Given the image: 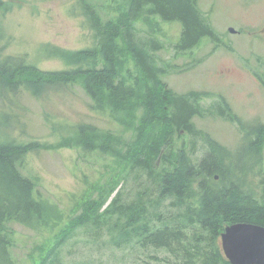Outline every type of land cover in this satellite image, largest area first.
<instances>
[{
	"label": "rangeland",
	"instance_id": "1",
	"mask_svg": "<svg viewBox=\"0 0 264 264\" xmlns=\"http://www.w3.org/2000/svg\"><path fill=\"white\" fill-rule=\"evenodd\" d=\"M197 1L214 37H204L191 49L176 48L182 32L178 21L156 16L151 26L138 18L132 27L135 41L147 45L163 69L150 84L156 93L195 95L191 99L202 109L201 116L192 118L191 130L172 132L164 153L174 155L173 162L181 148L193 163L198 161L208 151V137L235 154L247 144L246 135L253 128L264 126V0ZM82 2L95 6L103 21L124 9V0H12L11 9L0 12V56H22L40 71L43 82L38 95L22 90L13 95L15 100L3 99L0 106L7 118L0 119L5 123L0 129L10 142L29 147L20 171L36 181L40 198L60 213L54 217L58 226L14 223L12 252L21 264H195L192 252L173 255L164 249L140 247L134 238L120 245L114 241L115 224L125 223L119 211L108 212L115 198L121 208L141 202L147 208L146 220L157 225L158 215L184 213L173 198H165L154 208L158 202L155 177L141 168H128L130 161H125L140 146L135 138L145 80L125 42L119 39L118 77L137 91L129 110L115 112L105 101L98 106L82 80L64 85L53 74L76 69L67 55L86 53L97 44ZM225 111L235 114L240 124L227 119ZM159 114L148 130L151 140L161 139L170 130L171 115ZM233 158L238 164L242 160L241 155ZM258 163L254 169L249 163L246 187L264 205V133ZM167 166L159 161L160 168ZM114 183V192L86 223L89 205L100 204Z\"/></svg>",
	"mask_w": 264,
	"mask_h": 264
},
{
	"label": "trees",
	"instance_id": "2",
	"mask_svg": "<svg viewBox=\"0 0 264 264\" xmlns=\"http://www.w3.org/2000/svg\"><path fill=\"white\" fill-rule=\"evenodd\" d=\"M11 2L12 0H0V12L9 11ZM81 4L97 44L87 49L86 53L67 55L66 58L78 66L76 69L53 74L64 85L74 82L76 78L82 80L86 92L98 106L105 101L115 112L129 110L135 103L137 91L124 78L118 77L121 69L117 54L119 39L125 42L127 48L137 57L145 77L144 96L141 100L143 112L135 138L140 146L136 147L134 154L131 153L132 157H125V161H130L128 168H141L150 177H155L153 186L158 192V202L153 205L154 208H158L165 198H173L184 213L181 215L182 212H178V215H174L169 212L164 217L158 215L157 225L146 220L147 208L141 202L121 208L118 198H115L110 203L108 212L119 211L125 219V223L119 222L114 226L117 230L115 243L120 245L122 241L134 238L140 247L164 249L173 255L192 252L197 259L195 264H230L221 248L220 235L225 226L237 222L264 225V205L259 204L253 191L246 187L248 171L251 166L254 169L255 164L260 163L258 161L264 126L253 128L246 135L249 136L247 144L237 148L235 154L208 137V151L198 161L193 163L188 152L181 148L175 153L176 159L173 162L174 155L164 153L172 132L191 130L192 118L201 116L202 109L192 101L191 98L195 95L187 98L173 97L163 92L157 94L150 84L158 80L163 69L151 57L147 45H134L131 38L132 21L138 18L145 21L153 14L163 21L181 23L182 32L180 41L176 44L177 49H191L204 37H214L213 31L200 14L198 1L124 0V9L119 17L106 21L102 20L95 6L88 2ZM154 24L151 21L149 23L151 26ZM38 74H41L40 71L26 64L22 56H0V103L3 99L15 100L13 95L22 90L38 95L43 83L40 82ZM163 111L171 115L168 121L170 130L161 139L151 140L148 130ZM225 115L227 119H234L240 124V119H236L235 114L225 111ZM5 117L7 118L0 106V119ZM4 125L0 121V127ZM91 145L89 142L88 147ZM28 149L26 145L10 142L0 129V264H21L12 252L14 223L32 226L47 222L57 226L60 224L54 218L60 215L58 210L50 202L40 198L36 181L20 171L23 156ZM159 154L161 157L157 159ZM236 155L242 156L239 162L242 166L233 158ZM144 158L150 160L147 166H144ZM160 160L168 166L160 168ZM115 185L116 183L100 204L92 202L89 205L85 212L86 223L93 220L99 205L114 192Z\"/></svg>",
	"mask_w": 264,
	"mask_h": 264
},
{
	"label": "water",
	"instance_id": "3",
	"mask_svg": "<svg viewBox=\"0 0 264 264\" xmlns=\"http://www.w3.org/2000/svg\"><path fill=\"white\" fill-rule=\"evenodd\" d=\"M220 239L222 252L230 264H264V225L249 222L226 225Z\"/></svg>",
	"mask_w": 264,
	"mask_h": 264
},
{
	"label": "bare ground",
	"instance_id": "4",
	"mask_svg": "<svg viewBox=\"0 0 264 264\" xmlns=\"http://www.w3.org/2000/svg\"><path fill=\"white\" fill-rule=\"evenodd\" d=\"M122 9H120L118 12H117V16L116 17H119L120 13H121ZM156 17V14H153V15H150L148 16L146 19H145V24H149L150 21L152 19H154ZM131 26L133 27L134 26V21H132L131 23ZM131 38H132V41H133V44L136 45L138 42L135 41V38H134V33L131 35ZM120 43L118 44V46L120 47ZM118 47V49H119ZM118 54V53H117ZM135 58L137 59V57L135 56ZM161 157V154L158 155L157 159H159ZM143 162H144V166H147L148 164H150V160L147 159V158H144L143 159Z\"/></svg>",
	"mask_w": 264,
	"mask_h": 264
}]
</instances>
